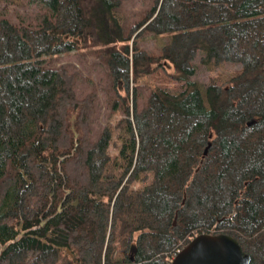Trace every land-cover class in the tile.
Instances as JSON below:
<instances>
[{"label":"trees","instance_id":"trees-1","mask_svg":"<svg viewBox=\"0 0 264 264\" xmlns=\"http://www.w3.org/2000/svg\"><path fill=\"white\" fill-rule=\"evenodd\" d=\"M40 2L35 24L0 17V264H171L202 233L264 264V0H156L131 35L168 36L160 55L130 44L118 0ZM80 47L98 49L129 115L120 174L113 128L93 138L96 90L49 66ZM197 58L240 68L203 86ZM167 64L177 92L157 85L141 108L120 92Z\"/></svg>","mask_w":264,"mask_h":264},{"label":"rangeland","instance_id":"rangeland-1","mask_svg":"<svg viewBox=\"0 0 264 264\" xmlns=\"http://www.w3.org/2000/svg\"><path fill=\"white\" fill-rule=\"evenodd\" d=\"M118 1H120V5L116 8V13L120 18L125 36L131 35L133 27L142 23L156 4V0ZM49 12L48 8L44 7L40 0H0V17L5 16L15 22L35 24L41 21ZM131 36L130 44H135L134 41L137 38L139 48L151 55H160L162 47L168 41V36L156 37L153 32L145 31L144 26ZM95 50L98 49L80 47L75 51L53 58L54 62L49 64V66L57 68L66 67L70 72L74 73L78 95L83 96L96 90L99 100L96 120L93 125V138L98 139L104 127L110 126L113 128L110 155L112 156L114 171L120 174L127 163V159L120 155V147L129 141L130 135L127 121L129 115L123 111L122 99L118 105L119 107L116 110L113 108V104L116 100H119V96L113 87L114 80L109 72V66L97 55ZM195 64L198 66V70L192 78L199 81L203 86L211 83L213 78L220 80L229 79L240 68L239 64L231 63L210 68L201 64L199 58L195 60ZM167 65V67H160L155 73L143 77L138 83L135 82L133 73L131 72L129 83H124V87L123 85L120 86V92L122 94L127 92L130 95L131 105L133 95L136 93L139 108L147 103L149 95L157 85L165 86L173 92H177V82L169 76L170 72H173V68L169 64ZM130 114V118L132 119L133 108ZM71 119L74 120L75 115ZM143 185L144 183L138 180L132 183L131 188L140 189ZM116 247L115 258L120 259L123 257L122 248L119 243L116 244Z\"/></svg>","mask_w":264,"mask_h":264},{"label":"water","instance_id":"water-1","mask_svg":"<svg viewBox=\"0 0 264 264\" xmlns=\"http://www.w3.org/2000/svg\"><path fill=\"white\" fill-rule=\"evenodd\" d=\"M211 146L210 142L205 148V155ZM176 220L177 216L175 223ZM67 251L72 254L69 249ZM251 260L252 256L242 250L239 241L232 235L202 233L181 249L171 264H251Z\"/></svg>","mask_w":264,"mask_h":264},{"label":"built area","instance_id":"built-area-1","mask_svg":"<svg viewBox=\"0 0 264 264\" xmlns=\"http://www.w3.org/2000/svg\"><path fill=\"white\" fill-rule=\"evenodd\" d=\"M179 251H180V250H179ZM179 251H178V252H179ZM178 252H177V253H178ZM177 253H176V255H177ZM176 255H175V256H176Z\"/></svg>","mask_w":264,"mask_h":264},{"label":"flooded vegetation","instance_id":"flooded-vegetation-1","mask_svg":"<svg viewBox=\"0 0 264 264\" xmlns=\"http://www.w3.org/2000/svg\"><path fill=\"white\" fill-rule=\"evenodd\" d=\"M42 225H44V223H42ZM22 233H23V232H22ZM22 233H21V234H22Z\"/></svg>","mask_w":264,"mask_h":264}]
</instances>
